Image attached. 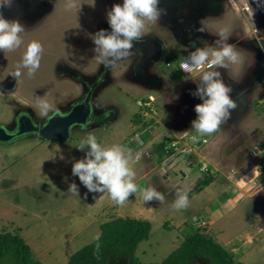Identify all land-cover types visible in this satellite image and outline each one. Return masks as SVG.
I'll return each instance as SVG.
<instances>
[{
	"label": "rangeland",
	"instance_id": "1",
	"mask_svg": "<svg viewBox=\"0 0 264 264\" xmlns=\"http://www.w3.org/2000/svg\"><path fill=\"white\" fill-rule=\"evenodd\" d=\"M215 1L210 0L202 12L194 2L177 10L171 9L175 3L161 6L167 15L147 24L144 35L165 46L152 64L156 72L150 80L148 66L140 79L130 75L138 52L104 74V64L93 51L91 36L100 29L109 31L106 13L123 0H94V6L93 0H75L72 9H66V0H15L11 9H3L5 18L22 24L16 16L21 8H26V17L37 10L47 17L40 28L23 24L20 48L0 52V125L16 132L23 117L35 128L13 141L0 142V233L21 236L33 258L44 264H67L73 252L96 239L101 223L117 216L148 221L147 213L154 207L153 222L148 221L152 238L140 241L135 251L142 264H158L193 233L214 239L231 253L234 264H264V155H258L264 153L252 154L264 140V6H258V0ZM199 22L204 31H196ZM221 27L229 29V43L240 54V63L216 70L232 87L238 107L217 132L200 136L191 129L194 107L202 102L191 94L199 74L188 77L165 62L188 55L193 42L212 47ZM33 40L43 46L40 68L31 77L22 69V75L14 78L11 73ZM98 79L102 84L92 106L100 121L73 126L66 142L39 135L36 128L80 101ZM148 96L154 98L153 112L144 117L138 102ZM41 102L50 106L46 115L41 114ZM147 124L154 126V132L142 131ZM136 132L142 144L134 140ZM88 134L102 146L131 149L135 183L154 187L164 196L163 202L145 203L137 194L121 206L106 192L89 193L71 171L73 163L85 156L76 145ZM188 134L197 136L192 144L196 149L165 165L164 146L183 135L186 140ZM160 144L161 150H156ZM210 173L213 181L191 192ZM71 183L77 185L78 194L68 191ZM178 189L187 191L189 206L173 211Z\"/></svg>",
	"mask_w": 264,
	"mask_h": 264
},
{
	"label": "clouds",
	"instance_id": "2",
	"mask_svg": "<svg viewBox=\"0 0 264 264\" xmlns=\"http://www.w3.org/2000/svg\"><path fill=\"white\" fill-rule=\"evenodd\" d=\"M14 2L0 0V52H11L24 45L21 35L25 31L24 25L19 19H8L3 15V9H11ZM90 5L94 6V0ZM258 6H264V0H258ZM65 7H76L75 0H66ZM164 15H167V9L160 6V0H123L122 4H113L106 13L111 31L100 29L91 36L93 51L99 62L107 68H113L120 60L132 55L134 42L142 41L146 25L155 24ZM204 30L203 23L199 22L196 31ZM229 39V29L221 27L212 47H198L193 42V50L180 64V69L189 75L199 71L198 78L193 79L197 82L196 90L191 94L202 102L194 107L196 118L191 121V129L200 136L217 132L238 107L237 101L231 96L232 87L225 84L221 72L216 70H227L230 65L240 63V54L229 43ZM42 53L43 46L38 41L27 43L11 75L19 78L21 70L26 69L28 76H34L40 68ZM39 108L41 114L46 115L50 106L41 102ZM192 139L196 140L197 136ZM76 147L85 151V156L73 163L72 175L79 178L89 193L106 192L113 203L121 206L129 197L137 194L145 203L153 200L163 202L164 196L154 187H142L135 183L136 173L130 167V161L133 160L131 149L119 144L102 146L93 134L85 136ZM68 191L78 194L79 190L75 183H71ZM188 206L187 191L178 189L171 209L181 211Z\"/></svg>",
	"mask_w": 264,
	"mask_h": 264
},
{
	"label": "trees",
	"instance_id": "3",
	"mask_svg": "<svg viewBox=\"0 0 264 264\" xmlns=\"http://www.w3.org/2000/svg\"><path fill=\"white\" fill-rule=\"evenodd\" d=\"M162 148L161 144L155 148ZM210 170V169H207ZM214 177L205 174L194 185L191 192H198ZM151 224L146 220L129 217H115L100 224L96 239L73 252L67 264H142L135 256L140 241L149 236ZM234 264L224 247L214 239L198 233L188 235L181 245L170 252L158 264ZM0 264H43L33 258L30 247L18 235L0 233Z\"/></svg>",
	"mask_w": 264,
	"mask_h": 264
},
{
	"label": "flooded vegetation",
	"instance_id": "4",
	"mask_svg": "<svg viewBox=\"0 0 264 264\" xmlns=\"http://www.w3.org/2000/svg\"><path fill=\"white\" fill-rule=\"evenodd\" d=\"M218 1L220 2V0H216L213 4H215ZM189 2H194V7L197 10H199L200 12H202L206 9L205 7L209 6L210 0H160V6H163L166 3H171V5L173 3H175V5L171 6V9L177 10L178 7H180L181 5L188 4ZM221 2H222V0H221ZM26 14H27L26 8H21L16 13V16L20 17V19L23 20V22H24L23 24L25 25V27H28V26L31 27L32 26L34 29L40 28L42 25H44L43 23L45 22V18L47 17V16L44 17V11H42V10H37V11L33 12L32 15L30 16L31 18L26 17ZM41 14H43L42 15L43 18L41 16ZM109 31H111V29H109ZM253 31L256 32V30H253ZM164 49H165V47H163V44H160L153 36H148V37L144 36L142 41L134 42L133 53L138 52V56H137L136 60L134 61V63L132 64V67L130 70V75L131 76L139 75V77L141 78L142 74H144L143 69L146 66H148L147 67L148 68L147 75L150 78H147V79H149V80L152 79L154 77L153 75L155 74L154 72H156L155 68L152 64L161 57ZM102 66H103V68H102L103 73L106 74L107 71L109 70V68L105 67L104 65H102ZM93 82H98L99 84L95 87V89L92 92L91 105H92V100L94 99V93H95L96 89L102 84V79H98V80H95ZM91 108L92 109H91L90 121L86 125H82V126H89L94 121L95 122L100 121V120H98V118L101 115L95 113V111L93 110V106H91ZM56 113L61 114L62 112H56ZM20 124L22 125L23 128L31 129V130L34 129V125L32 124V122L28 118L22 117L20 119ZM71 129L72 128H70V130ZM70 130H69V134H70ZM22 135H24V134H21L19 136H22ZM19 136L13 137L10 141L17 139ZM68 140H69V137L66 141H68ZM66 141H64V142H66ZM192 264H205V263H203L201 261H195Z\"/></svg>",
	"mask_w": 264,
	"mask_h": 264
},
{
	"label": "water",
	"instance_id": "5",
	"mask_svg": "<svg viewBox=\"0 0 264 264\" xmlns=\"http://www.w3.org/2000/svg\"><path fill=\"white\" fill-rule=\"evenodd\" d=\"M131 77L140 79L139 75ZM98 84V82L91 83L86 90V95L66 112L51 115L43 125L36 128L39 135L47 140L64 142L69 137L70 128L75 125H86L90 121L91 95ZM30 130L23 128L20 121L16 132H10L8 128L0 125V142H8L13 137L28 133Z\"/></svg>",
	"mask_w": 264,
	"mask_h": 264
},
{
	"label": "built area",
	"instance_id": "6",
	"mask_svg": "<svg viewBox=\"0 0 264 264\" xmlns=\"http://www.w3.org/2000/svg\"><path fill=\"white\" fill-rule=\"evenodd\" d=\"M187 55H184L180 58H178L176 61H173V60H166L165 62V65L167 67H170V66H173L174 64L179 68V70L186 76L188 77H192V76H196L199 74V71H194L191 75L183 72L181 69H180V64L183 62V60L185 59ZM204 70H207L206 68ZM153 96H148V98H146L145 100H140L138 102V105L142 106L143 107V110H142V115L144 117H151L152 114H151V111L153 112L152 108L150 107V101H153ZM148 107H150V110L148 109ZM144 130H150L151 132H154V126L152 124H147L144 126V128L142 129V131ZM189 135V136H188ZM186 135L187 139L185 140V136L183 135L181 138L177 137L176 139H174L175 141H170L169 143H167L165 146H164V152L163 154L165 153H168L166 156H164V160H163V163L165 165H169V163H173L174 161H177L179 160V158L183 157V156H189V153H192V151L194 149H196V147L193 144V139L192 137L194 135H191V134H188ZM134 140L139 143V144H142L143 143V140L142 138L140 137V134L139 133H135L134 134ZM181 140H184L185 142H182ZM166 147V148H165ZM262 151V153H264V140L263 142H261L259 144V146H254L253 150H252V154L253 156L256 155V152L254 151ZM186 153L188 155H186ZM258 155H264V154H258ZM207 170V168H206Z\"/></svg>",
	"mask_w": 264,
	"mask_h": 264
},
{
	"label": "crops",
	"instance_id": "7",
	"mask_svg": "<svg viewBox=\"0 0 264 264\" xmlns=\"http://www.w3.org/2000/svg\"><path fill=\"white\" fill-rule=\"evenodd\" d=\"M254 173H255V170L253 169V170H252V174H254ZM252 176H253V175H252ZM218 182L221 183L219 180H218ZM214 193H216V195L218 194L215 190H214L213 194H214ZM147 211H148V210H147ZM154 213H156V209H154V207H153V209H152L150 212L148 211V213H147L148 215L146 216V218L149 219L148 221H150V223L153 222V221H152V215H153ZM94 217H95V216H92L93 219H94ZM117 217H118V216H117ZM119 217H120V216H119ZM114 218H115V217H114ZM27 229H28V228H27ZM151 229H152V224H151ZM25 230H26V229H25ZM99 233H100V232H99ZM149 233L151 234V231H150ZM150 234H149L148 238H152ZM27 235H28V234H26V236H27ZM98 235H99V234H98ZM20 237H21V236H20ZM27 237H29V236H27ZM148 238H147V239H148ZM22 239H23V238H22ZM153 254H154V253H153ZM69 257H70V256H69ZM43 264H44V263H43Z\"/></svg>",
	"mask_w": 264,
	"mask_h": 264
}]
</instances>
